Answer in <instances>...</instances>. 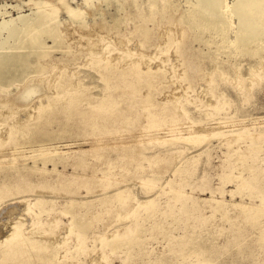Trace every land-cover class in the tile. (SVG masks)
Returning a JSON list of instances; mask_svg holds the SVG:
<instances>
[{
	"label": "rangeland",
	"instance_id": "obj_1",
	"mask_svg": "<svg viewBox=\"0 0 264 264\" xmlns=\"http://www.w3.org/2000/svg\"><path fill=\"white\" fill-rule=\"evenodd\" d=\"M193 3L0 0L38 35L0 85V251L20 225L31 264H264V33L229 45Z\"/></svg>",
	"mask_w": 264,
	"mask_h": 264
},
{
	"label": "bare ground",
	"instance_id": "obj_2",
	"mask_svg": "<svg viewBox=\"0 0 264 264\" xmlns=\"http://www.w3.org/2000/svg\"><path fill=\"white\" fill-rule=\"evenodd\" d=\"M187 1L192 3L194 2L192 0ZM193 5L195 13L191 15V19L198 26L214 25L222 34L223 42H226L229 45L238 44L241 50L248 49V42L257 40L259 33H264V0H237L233 5H231L228 0H195ZM233 16L238 17L239 25L236 30L234 29L237 36L233 39H230L228 36V31L233 24ZM139 17L140 19L145 20L150 17V15L147 17L145 14H140ZM187 18H189V15ZM25 19L23 17L20 21H2L0 23V38L2 33H6L5 39H0V47H9L11 49L6 53L0 54L1 86L7 85L10 82V80L6 78L7 72H10L14 69L23 71L26 70V67L29 66L30 63L29 54L34 52V50H31L30 47L36 45L38 41V35L35 32V29L31 24L27 23ZM144 23L145 21L142 24L144 25ZM138 29L141 36H144L145 38L148 37L150 27L143 26L139 27ZM58 33L59 32L57 29L53 30L52 32L54 36H58ZM40 46L42 48L45 47L44 44H41ZM27 48H29V50L25 51L24 49ZM16 50H18V52ZM39 55L46 56L48 55V51L42 49L40 50ZM39 67L43 68L45 67V64L39 61ZM28 85V88L25 90L27 95L34 94V92L38 90V86L35 84V81H29ZM7 103L8 101L6 100L5 104ZM82 116L84 119L87 118L86 114ZM112 117L117 118L119 121L125 120L127 118V116H125V118L123 115L118 114L113 115ZM103 127L104 125L98 124L96 128H100L99 130L103 131ZM47 151L43 149L42 153ZM63 157L64 156L60 154L58 159H56L53 154H49L44 159V162L46 164L47 162L52 161L56 165L57 162ZM30 167L32 168V171L41 170L46 172V168L42 169L35 165ZM30 167H27V169ZM16 169L21 170L22 168L18 166ZM7 179L8 177L5 178L0 176V184H7ZM119 192L121 193L122 191ZM39 201L41 200L38 199V202ZM28 233L29 232L26 233V231H21L20 225H16L13 228L12 233L5 236L4 241L7 242L0 251V264H31L29 260L32 254L31 250H33L35 247L43 248L47 246L46 244L48 242L42 243V241L33 239V237L28 236ZM41 255L43 254H38V257ZM39 258L46 264L58 263L55 254Z\"/></svg>",
	"mask_w": 264,
	"mask_h": 264
}]
</instances>
